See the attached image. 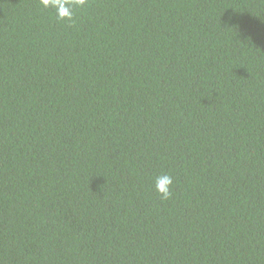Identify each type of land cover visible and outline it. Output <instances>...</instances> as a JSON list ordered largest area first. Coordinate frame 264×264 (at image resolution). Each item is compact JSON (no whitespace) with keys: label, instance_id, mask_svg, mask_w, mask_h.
I'll return each mask as SVG.
<instances>
[{"label":"trees","instance_id":"obj_1","mask_svg":"<svg viewBox=\"0 0 264 264\" xmlns=\"http://www.w3.org/2000/svg\"><path fill=\"white\" fill-rule=\"evenodd\" d=\"M71 12L0 0V264H264V0Z\"/></svg>","mask_w":264,"mask_h":264},{"label":"clouds","instance_id":"obj_2","mask_svg":"<svg viewBox=\"0 0 264 264\" xmlns=\"http://www.w3.org/2000/svg\"><path fill=\"white\" fill-rule=\"evenodd\" d=\"M71 2L72 0H41L44 7H55L57 9L58 17L72 18L71 12ZM75 2L83 6L87 0H75ZM172 185L173 178L167 173H163L155 178V190L160 194L162 199H168L172 196Z\"/></svg>","mask_w":264,"mask_h":264}]
</instances>
